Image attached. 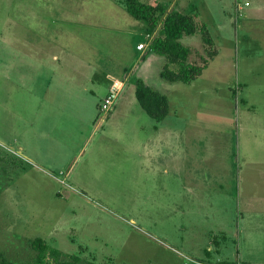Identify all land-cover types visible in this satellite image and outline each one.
I'll list each match as a JSON object with an SVG mask.
<instances>
[{
	"label": "rangeland",
	"instance_id": "1",
	"mask_svg": "<svg viewBox=\"0 0 264 264\" xmlns=\"http://www.w3.org/2000/svg\"><path fill=\"white\" fill-rule=\"evenodd\" d=\"M140 1L206 28L189 83L158 76L122 0H0V260L36 264L38 237L42 264H264V0Z\"/></svg>",
	"mask_w": 264,
	"mask_h": 264
},
{
	"label": "trees",
	"instance_id": "2",
	"mask_svg": "<svg viewBox=\"0 0 264 264\" xmlns=\"http://www.w3.org/2000/svg\"><path fill=\"white\" fill-rule=\"evenodd\" d=\"M122 6L130 16L144 23L148 29L151 31L156 29L148 43L147 52L163 58L164 61L158 71L160 78L170 82L189 83L201 73L215 55V49L206 28L202 26L197 28L190 15L175 9L166 11V4L143 3L140 0H122ZM196 30L199 31L207 46L205 57L196 55L193 50L179 41L181 37L192 35ZM194 54L196 57L193 56ZM134 96L139 106L155 121L165 116L167 103L164 95L144 84L140 78L134 80ZM30 245L40 253V259L36 264H42V254L46 245L38 237L31 239ZM49 252L58 254L56 250ZM77 259L75 255H68L67 260L54 261V264H76ZM0 264L11 263L1 258Z\"/></svg>",
	"mask_w": 264,
	"mask_h": 264
},
{
	"label": "crops",
	"instance_id": "3",
	"mask_svg": "<svg viewBox=\"0 0 264 264\" xmlns=\"http://www.w3.org/2000/svg\"><path fill=\"white\" fill-rule=\"evenodd\" d=\"M136 46V45H135ZM136 49V48H135ZM56 56L55 55H53V56H51V58L52 59H54ZM114 93H117V91L116 92H114ZM114 93L112 94L113 95V99H114V97L116 96V95H119V91H118V93L116 94V95H114ZM113 101V100H112ZM131 101L130 100H121L119 103L121 104V106H125V107H130L129 109H131V103H130ZM41 103H42V100L38 103V105L39 106H41ZM113 103V102H112ZM115 103V102H114ZM37 105V106H38ZM112 105V104H111ZM111 105H110V107H109V110H111L110 112H113V114H112V117H113V115H115V114H118V112H120L119 111V109H114L115 108V106H113V108H111ZM119 105V104H118ZM128 108L125 110V113L126 112H128V111H130ZM108 110V111H109ZM123 113V112H122ZM39 116H37V118H38ZM164 118V117H163ZM47 119V121H48V118H46ZM49 122V121H48Z\"/></svg>",
	"mask_w": 264,
	"mask_h": 264
},
{
	"label": "built area",
	"instance_id": "4",
	"mask_svg": "<svg viewBox=\"0 0 264 264\" xmlns=\"http://www.w3.org/2000/svg\"><path fill=\"white\" fill-rule=\"evenodd\" d=\"M143 47V45L141 43L136 44L135 48L137 50L141 49ZM113 100V95H108L103 99V102L100 104V108L104 111H106L107 109H109L110 104L112 103ZM183 264H186L185 262Z\"/></svg>",
	"mask_w": 264,
	"mask_h": 264
}]
</instances>
